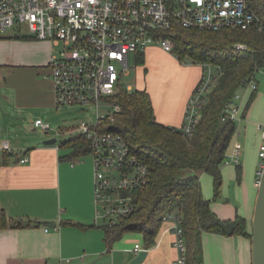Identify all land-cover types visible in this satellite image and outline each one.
<instances>
[{
  "label": "crops",
  "instance_id": "crops-1",
  "mask_svg": "<svg viewBox=\"0 0 264 264\" xmlns=\"http://www.w3.org/2000/svg\"><path fill=\"white\" fill-rule=\"evenodd\" d=\"M52 43L14 28L0 36V146L4 141L10 145L0 152V207L8 216V226L0 228V264H128L137 254V243L147 247L145 237L142 232L130 231L108 245L103 223H96L95 217L94 159L72 155V149L62 145L64 141L33 143L15 137L17 126H25L32 109L40 113L35 120L58 109L49 66L55 53ZM148 50L164 49L152 45ZM167 52L164 58L168 65L153 75L148 70L150 77L141 79L137 88L150 92L158 121L180 128L204 69L201 64L182 63L175 53ZM252 93L241 106L242 129L235 147L241 148L243 136H248L250 125L258 118L255 137L263 138L259 123L264 119V92L256 94L247 107ZM257 103L262 104L258 113ZM25 155L29 159L22 161ZM261 165V158L255 155L249 160L246 154L240 164L225 163L223 196L218 199H213V176L198 171L204 195L220 217L241 214L251 227ZM18 222L23 224L17 226ZM170 225L166 220L139 264H175L178 249ZM203 245L205 264H252V240L248 236L204 232Z\"/></svg>",
  "mask_w": 264,
  "mask_h": 264
},
{
  "label": "built area",
  "instance_id": "built-area-1",
  "mask_svg": "<svg viewBox=\"0 0 264 264\" xmlns=\"http://www.w3.org/2000/svg\"><path fill=\"white\" fill-rule=\"evenodd\" d=\"M261 17L249 0H0V36L17 24H26L32 36L61 44L52 55L49 66L54 81L56 106L100 105L113 106V111L99 115L95 122L82 121L78 127L59 128L56 134L77 131L91 143L94 159V200L96 223L115 225L130 216L137 208L135 190L148 183L150 168L134 152L127 138L115 130H103L104 118L114 119L120 105L107 100L125 82L131 67L137 66L140 54L152 45L172 52L174 42L166 33L175 24L199 29L223 27L252 28ZM236 48L247 49L244 42ZM135 62L132 64L131 57ZM201 80L196 85L186 107L184 124L179 128L192 136L200 120L209 92L218 81L221 69L204 64ZM247 87L258 89L255 76L245 80ZM241 95H236L222 110L223 121L241 119ZM35 126L46 132L52 130L41 118ZM264 132V119L259 123ZM73 136V135H72ZM4 141L0 150H8ZM259 155L264 168V133ZM232 161L240 164L241 148L236 146ZM28 155L22 157L27 161ZM178 249L175 264H187V243L179 212H168ZM148 249L137 243L135 250Z\"/></svg>",
  "mask_w": 264,
  "mask_h": 264
},
{
  "label": "trees",
  "instance_id": "trees-1",
  "mask_svg": "<svg viewBox=\"0 0 264 264\" xmlns=\"http://www.w3.org/2000/svg\"><path fill=\"white\" fill-rule=\"evenodd\" d=\"M249 1L261 17L258 26L199 29L175 24L166 33L172 37V52L178 59L187 58L203 65V69L205 63L221 69L192 136L157 120L152 96L146 88L121 86L107 97L121 109L115 112L113 120L104 118L102 129L124 134L134 152L150 168L148 183L135 190L136 210L118 224L101 225L110 247L130 231L142 232L146 246L150 247L166 221L165 215L174 211L182 216L187 264H205L204 232L252 238V226L245 216L222 218L213 210L198 173L204 170L213 176L218 196L223 183L222 166L237 131L236 121L222 120V110L240 88L247 86L245 80L256 77L258 70H264V0ZM237 42L246 43L248 48H236ZM145 59L146 53L140 54L137 63L144 64ZM256 92L257 89L251 94L247 107ZM62 145L72 149L74 156L91 153V143L84 136H72ZM238 173L241 178V165ZM22 224L16 223L17 226ZM7 226V213L0 207V228Z\"/></svg>",
  "mask_w": 264,
  "mask_h": 264
},
{
  "label": "rangeland",
  "instance_id": "rangeland-1",
  "mask_svg": "<svg viewBox=\"0 0 264 264\" xmlns=\"http://www.w3.org/2000/svg\"><path fill=\"white\" fill-rule=\"evenodd\" d=\"M11 30V29H9ZM14 30L16 32H19L21 34H32V31L26 24H17L14 27ZM62 48L61 44H53L52 43V50L53 53L59 51ZM160 51H155V52H150V50L147 49L146 51V60H147V66L145 67L144 64H138L137 68L131 67V72L130 74L125 76V82L130 83L133 88H137L138 82L141 81V79H148L150 77V74L153 75L154 73H158L162 71V68L168 65V59L164 58L166 51L161 50ZM170 53V52H167ZM172 55V54H171ZM180 60V59H179ZM132 64H134L135 59L134 55L131 57ZM182 63H189L190 60L185 58V60H180ZM149 70V73H147ZM149 74V76H148ZM256 79L258 81V89L257 93L259 94L261 92H264V70L260 69L256 73ZM242 96V100L239 101V104H241L245 101V98L248 97L251 93V90L249 87H242L238 90V92ZM260 105L262 104H256L255 108L256 112L258 113L261 110ZM113 111V106L108 105L101 101V104L98 106L96 104L88 105V106H64L62 108L55 109L53 111H49L48 113L41 114L43 117V120L46 122H49L52 126V130L50 132L44 131L40 127H35L34 126V120L35 117L40 114L39 112L36 111V109L31 110V116H28L27 122L24 127L20 128L22 125L17 126L18 131L16 134H18L16 137L17 140H20L22 142H25L27 140H31L33 143H38L41 142V140H44V138H50V137H57L59 142L65 141L69 138L72 137L69 133H64V134H56V129L59 128H75L78 127L79 124L86 120V121H93L95 122L98 118L99 115H106ZM254 122H259V118L256 119ZM256 123H253L250 125V132L248 133V136L242 138V144H241V157H240V162L242 163L245 157V154L249 156V160H252V158L256 155L258 158H261L259 155V150H260V144H261V135L259 139L255 137V131L257 128ZM241 122L237 119L236 120V125H237V131L231 141V145L227 151V157H226V164L231 163L236 165L232 161V152L234 151L235 148V143L236 139L238 136H240V131H241ZM240 127V128H239ZM14 130V129H13ZM244 130V129H243ZM242 130V131H243ZM78 133L77 131H74L73 136H77ZM66 149V148H65ZM2 150H0L1 152ZM84 158L88 161H93V155L92 153H88L86 155H83ZM224 176H223V183L222 186L224 185ZM221 186V189H222ZM212 190H213V199L215 198H220L223 196L222 190H220V194L216 196L215 192V186L212 184ZM253 218V216H252ZM251 218V222H252ZM165 223V222H164ZM163 223V225H164Z\"/></svg>",
  "mask_w": 264,
  "mask_h": 264
},
{
  "label": "water",
  "instance_id": "water-1",
  "mask_svg": "<svg viewBox=\"0 0 264 264\" xmlns=\"http://www.w3.org/2000/svg\"><path fill=\"white\" fill-rule=\"evenodd\" d=\"M57 137L43 140V143H56ZM52 225L50 221L47 222ZM53 225H55L53 223ZM252 264H264V168L259 180L258 193L252 218ZM148 249H140L128 264H139L147 255Z\"/></svg>",
  "mask_w": 264,
  "mask_h": 264
}]
</instances>
